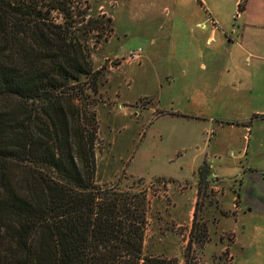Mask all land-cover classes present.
I'll list each match as a JSON object with an SVG mask.
<instances>
[{
    "label": "trees",
    "instance_id": "trees-1",
    "mask_svg": "<svg viewBox=\"0 0 264 264\" xmlns=\"http://www.w3.org/2000/svg\"><path fill=\"white\" fill-rule=\"evenodd\" d=\"M48 6L0 0V264H175L145 250L146 192L96 181L97 125L78 100L98 71L80 33L102 22Z\"/></svg>",
    "mask_w": 264,
    "mask_h": 264
},
{
    "label": "rangeland",
    "instance_id": "rangeland-1",
    "mask_svg": "<svg viewBox=\"0 0 264 264\" xmlns=\"http://www.w3.org/2000/svg\"><path fill=\"white\" fill-rule=\"evenodd\" d=\"M39 1L49 8V0ZM67 1L72 6L73 19L79 21L83 15L77 13L86 11L85 19L102 22L97 28L83 29L80 33L93 69L98 73L91 84L93 87L94 83V91L86 87L78 103L94 114L97 125V183H117L120 188L144 190L147 194L150 209L144 242L146 252L172 258L175 264H264V244L259 238L250 242L248 250L234 256L226 248L232 233L223 232L221 239L227 244L226 250L214 252L219 247L212 240L216 237L215 228L210 230V226L212 228L218 220L223 194L215 186L199 189L193 166L197 163L196 156L203 160L207 154L206 136L199 132L201 127L197 123L177 112L178 108L188 112L189 101L199 104L198 99L189 100L188 91L193 73H198L196 69H200L201 62L210 61L208 49L215 51L224 44L225 33L233 34L236 45L249 41L251 32L247 33L248 40L239 35L245 24L243 11L238 10L241 0H186V4L177 5L175 16L174 6L167 3L159 6V0ZM50 15L57 22L61 21L56 11ZM163 20L166 25L160 30L159 23ZM214 27L217 31L211 35ZM170 35L173 44L166 41L163 48H159V38L163 40L162 37ZM210 35L214 41L206 44ZM136 46L143 47L142 61L127 62V52ZM201 49L206 51L204 57L200 56ZM245 55L244 50L240 51V58ZM165 70L171 74L169 81L164 78ZM231 148L237 150L238 147L232 145ZM210 151L209 156L213 154ZM194 183L195 204L194 197L187 194ZM177 200L189 203L190 208L195 205L196 224L190 231L186 222L178 225L174 220L160 221L159 202L172 205ZM255 229V233L264 238V224L259 223ZM161 231L175 237L176 244L163 245L160 249L163 252L159 253Z\"/></svg>",
    "mask_w": 264,
    "mask_h": 264
},
{
    "label": "crops",
    "instance_id": "crops-1",
    "mask_svg": "<svg viewBox=\"0 0 264 264\" xmlns=\"http://www.w3.org/2000/svg\"><path fill=\"white\" fill-rule=\"evenodd\" d=\"M180 2L187 3L186 0H159V6L164 3L173 5L175 16ZM164 9L167 11L166 7ZM160 13L162 10L159 8ZM243 15L245 24L239 35L248 40L247 33L251 32L249 41L242 46L236 45L237 39L233 34L225 33L224 44L215 51L208 49L210 61H205V64L201 62L200 69H196L198 73H193V86L188 91L189 100L198 99L199 104L189 101L188 112L180 108L177 110L197 123L201 127L199 132L206 136L204 147L208 150L207 154L203 160L196 156L197 163L193 171L198 176L203 163L211 169L208 176L210 189L211 186L218 187L223 194L219 207L214 206L219 209L218 220L212 224V228L210 226V230L215 228L216 237L212 240L219 247H215L214 252L228 248L234 256L248 250L254 239L259 238L264 244V238L255 233V226L264 224V0H247ZM112 18L114 21V16ZM247 21H251V24ZM165 25L166 21H161L159 29L163 30ZM216 31V27L212 28L211 35ZM211 35L207 37L206 44L213 37ZM162 39L159 38V48H163L166 41L173 44L171 35ZM243 50L246 55L240 58L239 53ZM203 51L200 50L201 57L206 53ZM167 71L164 78L169 81L171 74ZM182 74H185L184 69ZM232 145H237V150H232ZM209 149L213 152L210 156ZM187 191L190 198L194 197L195 204V183ZM180 201L172 205L159 202L160 221L165 223L174 220L178 225L186 222L190 231L196 217L195 205L190 208L189 203L181 201V204ZM227 231L232 233L228 245L221 239V234ZM169 234L161 231L159 251L163 245L170 247L176 244V238Z\"/></svg>",
    "mask_w": 264,
    "mask_h": 264
},
{
    "label": "built area",
    "instance_id": "built-area-1",
    "mask_svg": "<svg viewBox=\"0 0 264 264\" xmlns=\"http://www.w3.org/2000/svg\"><path fill=\"white\" fill-rule=\"evenodd\" d=\"M212 24L215 25V22H214L213 19H212ZM198 27L205 28V26L202 25V24H198ZM214 28H215V27H214ZM213 41H214V39L211 38V39L208 41V43L210 44V43L213 42ZM143 56H144V50H143V47H142V46H136V47L131 48V49L127 52V54H126V56H125V60H126L127 62H140V61L142 60ZM119 108H122V106H119ZM215 188H216V187H215ZM216 189L220 191V189H218V187H217Z\"/></svg>",
    "mask_w": 264,
    "mask_h": 264
}]
</instances>
